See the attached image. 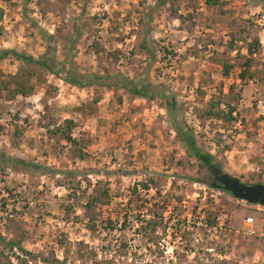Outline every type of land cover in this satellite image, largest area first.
<instances>
[{
	"label": "rangeland",
	"instance_id": "374dc122",
	"mask_svg": "<svg viewBox=\"0 0 264 264\" xmlns=\"http://www.w3.org/2000/svg\"><path fill=\"white\" fill-rule=\"evenodd\" d=\"M162 1L0 0V54L45 57L94 84L34 68V92L12 98L7 77L22 64L0 61V159L51 170L0 167V236L37 257L22 264H264V206L213 189L175 132L187 125L223 173L264 184V0ZM141 81L152 101L125 90ZM231 86L235 120L202 119ZM67 120L84 161L63 138ZM17 255L0 244V264Z\"/></svg>",
	"mask_w": 264,
	"mask_h": 264
},
{
	"label": "trees",
	"instance_id": "16d2710c",
	"mask_svg": "<svg viewBox=\"0 0 264 264\" xmlns=\"http://www.w3.org/2000/svg\"><path fill=\"white\" fill-rule=\"evenodd\" d=\"M168 2L169 0H163L160 4H166ZM207 2L210 3V1ZM256 45L258 46V43H256ZM249 55L254 56L253 48L249 49ZM10 57H13L15 61L20 62L22 64L19 71L15 75L7 77L9 80L13 81L14 89H16L15 91H13V93H11L12 91H10L11 93L10 97L12 98H15L19 95L25 97L27 95H31L34 92L35 90L33 85L34 68L45 70L54 78L59 79L77 88H87L94 86L92 81L90 83H84V82L82 83V81L80 82L76 78L62 75L61 74L62 68L50 63L48 59H46L45 57L41 59H35L33 57L20 54L16 51L9 50V51H4L0 54V61L8 59ZM221 62L223 68V77L228 78L230 76L231 70L233 69V65H231L225 60H222ZM250 68H251V64L250 62H248L245 71H243V74L241 75V80H245L247 79V77L249 78V76L252 77V75H250L251 73L250 74L248 73ZM95 79L100 81L103 80V77L97 76L95 77ZM117 87H121V85H117ZM125 90L130 95L147 101H152L155 97V94H157V93H153L152 87L149 84H146L144 81H141L139 83L130 82L128 86L125 87ZM233 93H234V86H231L228 95H224L223 92L221 91L219 94L221 95L220 98H212L206 110L204 111L203 115H201V118L206 120L224 121L227 123L233 122L235 120L233 117L235 108L232 106V102L230 101V97H232ZM176 106H177V100L174 96H171L169 99H167V107L170 114H172V111L176 109ZM81 107L84 108V106ZM224 107L227 109V111L224 109ZM65 124L67 125V132L64 133L63 138L71 145V148L73 149L72 150L73 156L75 157V159H79L81 161L86 160L87 153L84 151V149H81L82 146L81 142L76 140L70 133L74 127V122L72 120H67L65 121ZM175 132L179 141L183 145V148L190 156H192L194 159L200 162L202 168H205L210 172L209 169L210 165H215L219 167L215 157L211 153L205 152L199 148L198 142L191 128L183 124L178 127H175ZM1 158L2 159H0V167L2 168L3 166L6 165L9 166L15 172L45 175L51 171L48 167L39 165L34 162H27L20 158L8 157L6 155H2ZM146 190L149 189L146 188ZM227 194L231 195L230 193ZM88 208L90 207H87L86 209ZM0 244H5L6 246H8L12 253L14 251L19 252V255H17V259L20 260L21 264L25 260H27V263H29L31 260L37 258L33 255V253L27 251L22 245V243L19 241L13 239H11L10 241H6V239L0 236ZM23 257L25 258V260H22ZM45 263L68 264L66 262H60L56 259L54 261H45Z\"/></svg>",
	"mask_w": 264,
	"mask_h": 264
},
{
	"label": "water",
	"instance_id": "95a60500",
	"mask_svg": "<svg viewBox=\"0 0 264 264\" xmlns=\"http://www.w3.org/2000/svg\"><path fill=\"white\" fill-rule=\"evenodd\" d=\"M213 176L212 188L230 193L236 200L244 201L250 205L264 206V184L247 185L215 166L210 165Z\"/></svg>",
	"mask_w": 264,
	"mask_h": 264
},
{
	"label": "built area",
	"instance_id": "2783aa9c",
	"mask_svg": "<svg viewBox=\"0 0 264 264\" xmlns=\"http://www.w3.org/2000/svg\"><path fill=\"white\" fill-rule=\"evenodd\" d=\"M254 222V220L252 219V218H249V219H247V224H252Z\"/></svg>",
	"mask_w": 264,
	"mask_h": 264
},
{
	"label": "crops",
	"instance_id": "0c3cea01",
	"mask_svg": "<svg viewBox=\"0 0 264 264\" xmlns=\"http://www.w3.org/2000/svg\"><path fill=\"white\" fill-rule=\"evenodd\" d=\"M16 74V73H15ZM58 84V83H57ZM16 158H19V157H16ZM76 160V159H75ZM77 160H79V159H77ZM81 161V160H80Z\"/></svg>",
	"mask_w": 264,
	"mask_h": 264
}]
</instances>
